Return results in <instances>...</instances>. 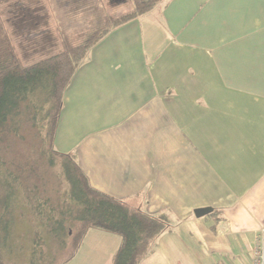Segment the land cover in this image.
<instances>
[{
	"label": "crops",
	"instance_id": "0c3cea01",
	"mask_svg": "<svg viewBox=\"0 0 264 264\" xmlns=\"http://www.w3.org/2000/svg\"><path fill=\"white\" fill-rule=\"evenodd\" d=\"M54 146L94 189L168 224L141 264H250L264 229V0H163L113 29L64 92ZM120 242L91 229L66 264H111Z\"/></svg>",
	"mask_w": 264,
	"mask_h": 264
},
{
	"label": "trees",
	"instance_id": "16d2710c",
	"mask_svg": "<svg viewBox=\"0 0 264 264\" xmlns=\"http://www.w3.org/2000/svg\"><path fill=\"white\" fill-rule=\"evenodd\" d=\"M131 1L130 11L108 15L100 28L82 40L75 39L56 24L54 31L59 49L54 53L44 47L38 51L40 43L33 40L35 35L29 29L30 16L36 14L29 6L18 4L11 8L12 14L19 11L20 26H24L20 29L15 16L0 15V140L5 134L18 136V119L26 111L41 142V155L46 157L43 161L47 160L50 168L59 165L68 184L57 206L50 204L48 211L37 210L46 204V200L39 198L37 187L26 185L22 189L20 175L13 173L8 168L9 163L0 159V264H15L6 258L13 255L11 227L14 218L26 216L27 209L38 211L34 217L36 230L30 243L28 264L68 263L90 229L120 238L111 264H141L152 251L157 237L169 228L162 218L94 189L77 163L76 154L59 152L54 146L64 92L90 50L113 29L148 13L163 0ZM24 43H27L25 47ZM33 48L41 57L28 63L31 56L25 53L29 54L28 49ZM218 214L213 211L208 216Z\"/></svg>",
	"mask_w": 264,
	"mask_h": 264
},
{
	"label": "rangeland",
	"instance_id": "374dc122",
	"mask_svg": "<svg viewBox=\"0 0 264 264\" xmlns=\"http://www.w3.org/2000/svg\"><path fill=\"white\" fill-rule=\"evenodd\" d=\"M38 1L41 3L37 4L35 0H0V15L3 16L5 14L6 18H9L10 14L15 16V21L20 29L24 26H20L21 20L17 14L19 11L12 14L10 13L11 8L14 9V6L18 4L29 6L33 14L40 15L39 17L31 15L29 20V29L35 35L33 40L40 43L38 51L44 47L47 51L51 49L52 53L57 52L59 49L53 30L56 24L61 28H65L66 33L72 35L75 39L79 37L82 40L92 31L100 28L108 15H120L130 11L132 8L131 0H65V4L59 3L57 0ZM51 1L52 3L50 4ZM41 4L46 7L45 12H43ZM158 6L159 4L156 5V7ZM43 14L47 19L46 17L44 19L41 18ZM26 44L24 43L23 47ZM19 50L21 51V49ZM28 51L29 54L25 53L31 56L28 63L41 57H39V52L35 51V49H28ZM26 113V111H23L20 119H18L19 137L12 134L2 136L0 140V159L6 161L7 164L9 163L8 168L13 173L20 175L22 189L26 185L29 188L37 187L39 198L46 200V204L43 207L39 206L37 210L45 209L48 211L51 208L50 204L57 206L58 198L63 196V192L67 191L68 184L61 175L59 165H54L50 168L47 160L43 161L46 157L41 155V142L36 135L29 115ZM37 213L38 211L35 209H32L31 212L27 209L25 217L14 218L11 227L13 255L6 256L8 261L15 264H28L30 243L35 237L34 231L36 230L34 217L37 216ZM44 250V252H47L46 248ZM53 254H56V252L53 251Z\"/></svg>",
	"mask_w": 264,
	"mask_h": 264
},
{
	"label": "built area",
	"instance_id": "2783aa9c",
	"mask_svg": "<svg viewBox=\"0 0 264 264\" xmlns=\"http://www.w3.org/2000/svg\"><path fill=\"white\" fill-rule=\"evenodd\" d=\"M250 264H264V229L257 236L252 249Z\"/></svg>",
	"mask_w": 264,
	"mask_h": 264
},
{
	"label": "water",
	"instance_id": "95a60500",
	"mask_svg": "<svg viewBox=\"0 0 264 264\" xmlns=\"http://www.w3.org/2000/svg\"><path fill=\"white\" fill-rule=\"evenodd\" d=\"M212 212L211 208H199L194 211V215L196 218L206 217Z\"/></svg>",
	"mask_w": 264,
	"mask_h": 264
}]
</instances>
